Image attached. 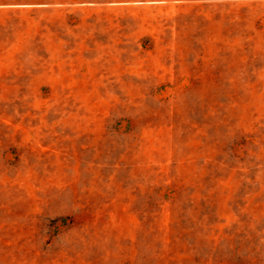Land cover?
Masks as SVG:
<instances>
[{
  "label": "rangeland",
  "instance_id": "374dc122",
  "mask_svg": "<svg viewBox=\"0 0 264 264\" xmlns=\"http://www.w3.org/2000/svg\"><path fill=\"white\" fill-rule=\"evenodd\" d=\"M0 264H264V0H0Z\"/></svg>",
  "mask_w": 264,
  "mask_h": 264
}]
</instances>
